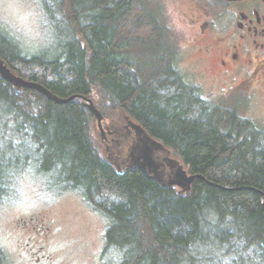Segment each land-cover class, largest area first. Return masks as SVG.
<instances>
[{
	"label": "trees",
	"instance_id": "obj_1",
	"mask_svg": "<svg viewBox=\"0 0 264 264\" xmlns=\"http://www.w3.org/2000/svg\"><path fill=\"white\" fill-rule=\"evenodd\" d=\"M41 6L60 53L27 56L0 31L11 72L60 99H90L109 132L123 133L131 120L200 177L180 194L138 168L118 172L81 99L59 105L0 77V127L33 143L39 169L59 174L107 221L102 259L116 253L117 262L104 264H197L207 245L222 249L220 261L264 264V130L233 105L207 102L197 86L173 83L183 79L175 47L150 0Z\"/></svg>",
	"mask_w": 264,
	"mask_h": 264
},
{
	"label": "rangeland",
	"instance_id": "obj_2",
	"mask_svg": "<svg viewBox=\"0 0 264 264\" xmlns=\"http://www.w3.org/2000/svg\"><path fill=\"white\" fill-rule=\"evenodd\" d=\"M150 5L166 25L175 47V68L188 79L200 82L190 84L200 89L207 102L233 105L264 130V95L241 90L228 93L232 83H212L198 75L197 71H202L207 76L189 53L183 1L150 0ZM0 31L27 56L54 59L60 53L41 0H0ZM11 133V128L0 127V171L4 181V193L0 192L2 264H97L95 260L98 255L102 258L105 247L107 221L92 211L80 195L68 190L59 174L41 171L34 144L13 138ZM221 253L216 246H202L197 264H229L230 259L220 261ZM102 260L115 263L116 253Z\"/></svg>",
	"mask_w": 264,
	"mask_h": 264
},
{
	"label": "flooded vegetation",
	"instance_id": "obj_3",
	"mask_svg": "<svg viewBox=\"0 0 264 264\" xmlns=\"http://www.w3.org/2000/svg\"><path fill=\"white\" fill-rule=\"evenodd\" d=\"M182 1L189 53L207 74L197 71L200 78L264 95V0ZM176 70L183 79L173 83H200ZM95 262L104 264L99 255Z\"/></svg>",
	"mask_w": 264,
	"mask_h": 264
},
{
	"label": "water",
	"instance_id": "obj_4",
	"mask_svg": "<svg viewBox=\"0 0 264 264\" xmlns=\"http://www.w3.org/2000/svg\"><path fill=\"white\" fill-rule=\"evenodd\" d=\"M0 77L18 91L22 88L39 92L56 104H67L73 99H81L83 105L93 114L97 122L99 138L105 147L107 160L118 172L138 168L162 187H177L184 194L199 176H189L180 162L171 158V152L138 124L128 120L123 133H112L103 125V116L93 102L82 96L60 99L44 87L23 80L14 75L7 65L0 60ZM264 209V200H263Z\"/></svg>",
	"mask_w": 264,
	"mask_h": 264
},
{
	"label": "bare ground",
	"instance_id": "obj_5",
	"mask_svg": "<svg viewBox=\"0 0 264 264\" xmlns=\"http://www.w3.org/2000/svg\"><path fill=\"white\" fill-rule=\"evenodd\" d=\"M214 237V236H213Z\"/></svg>",
	"mask_w": 264,
	"mask_h": 264
}]
</instances>
